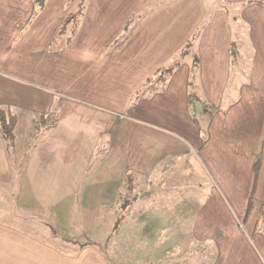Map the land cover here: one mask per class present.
<instances>
[{
  "label": "crops",
  "instance_id": "crops-1",
  "mask_svg": "<svg viewBox=\"0 0 264 264\" xmlns=\"http://www.w3.org/2000/svg\"><path fill=\"white\" fill-rule=\"evenodd\" d=\"M221 3L230 4L248 29V74L233 77L236 43ZM221 3L208 11L204 0H87L86 13L72 29L63 24L78 13L81 0H47L43 8L37 0H0V107L41 117L61 105L59 130L38 151L24 181L20 202L26 209L43 210L54 202L59 219L68 223L86 180L82 212L88 219L99 207H115L116 201L130 197L127 212L142 196L137 180L150 178L151 206L141 214L154 217L151 225L159 222L158 213L173 210V217L174 206L186 198L182 214L195 208L196 237L218 251L213 264H264V0ZM203 25L195 44L202 121L190 105L191 58L164 90L132 106L146 80L170 63ZM111 116L118 126L110 125ZM94 121L108 124L95 130L99 138L93 144L79 146L74 138L80 136L65 142L68 126L94 128ZM102 134L108 137L107 153L94 165L91 158ZM56 152L72 155L54 161ZM182 160L187 181L182 177L177 183L185 184V198L156 192L155 181L161 183L157 173L172 178L176 161ZM13 182L0 131V184ZM32 219L38 222L13 218L23 225L18 226L0 216V264H112L96 244L62 250L27 228ZM160 222L167 227L168 220Z\"/></svg>",
  "mask_w": 264,
  "mask_h": 264
},
{
  "label": "rangeland",
  "instance_id": "rangeland-1",
  "mask_svg": "<svg viewBox=\"0 0 264 264\" xmlns=\"http://www.w3.org/2000/svg\"><path fill=\"white\" fill-rule=\"evenodd\" d=\"M85 2L86 5L87 0ZM204 3L208 11H211L219 6L221 0H204ZM86 7L83 12L84 14L87 11ZM233 11L234 9H231L229 16L236 43V55L233 62V77H235V75L238 73L240 74L241 71H243V74H248L252 56L251 49L249 48L246 38L248 29L246 25L237 20ZM74 21L75 20L69 23L70 25H73L72 29L74 28V24L76 27L79 25V20H77L76 23ZM192 53L193 52L191 51L189 55ZM190 58L192 59L191 56L189 59ZM150 97H147L146 99H149ZM195 103L196 104H192L191 109L195 118L201 122L202 117L201 114L198 113L199 105L197 102ZM78 106L80 109L82 105ZM84 107L88 111H91V109L88 107ZM57 109L59 111L57 117L60 118V104L59 107L57 106ZM14 113L19 117V125L16 130V140L13 144L5 140L13 170L14 182L10 185L0 184V216L2 219L18 226L21 225V222H17L13 220V218L16 219L19 217H30L34 218L35 221L38 220V222L40 219L41 222L39 223H33L32 219L27 228L43 238H50L53 243L55 242V244L58 245L62 250L66 251L74 250L78 245L81 244H96L104 252L112 264L214 263L218 254L215 245L212 242H200L195 235L194 227L198 218L195 208L190 206V209H188L190 215L184 216L182 214L184 205L186 206V198L184 196L185 184L177 183V180L184 177V181H187L183 162L184 160L176 161L173 172L171 173L172 175H170L172 178L170 179H167L166 173H162V171L157 173L158 178L160 179L159 182L161 183H157V181H155L153 186L156 192H164L165 194L170 193L177 198L184 196L185 200H180L178 204L174 206L176 213L173 217V210L172 212L168 211L162 215H159L158 213L156 219L159 222L152 223L153 225L150 223V214H141V212L147 211L144 207L149 208L151 206V184L149 183L150 178L143 182L137 180V188L139 187L142 189V196L139 200L136 199L133 201L134 203L132 202L133 206L130 207L127 212L119 209L122 202L118 200L116 201L117 204L115 207L104 208L101 206L98 208L95 216L88 219L82 212V190L85 186L86 180H84L83 184L81 185L79 197L74 201L72 207L73 214L68 220V223L62 222V220L59 219L57 215L58 210L52 207L54 206V202L51 203V207L43 210L33 208L31 209L32 211H30V209H26L25 205H22L20 202L21 195L26 193V191H24V181L28 176V172L31 169V165L34 162L35 156L39 155L38 151H40L44 145L46 146L53 133L59 130L58 128L60 125V120L56 121V123L52 125L49 119L42 120L39 115L20 114L16 111H14ZM108 119L110 120L109 123L111 126L116 125V123L119 122L118 119L112 116ZM94 123V128L92 126H84L77 129L72 126H68L66 130L67 133L64 135L65 137L63 136V138L66 139L69 136L70 138L72 136H80V138H74L75 143H82L79 146L85 147L87 142L93 144L94 139L99 138L95 130L102 129L103 126L105 128L108 122L94 121ZM143 123L145 122L143 121ZM60 133L61 130L58 135ZM100 137L102 139L99 142V145L95 146L93 157L91 158L94 165H97L107 153L104 151V145H106L108 137L107 135L103 134L100 135ZM65 142L70 143L68 139H66ZM82 152L84 153V151ZM75 154L76 153H74V156ZM71 155L72 154L69 152H56L54 153L52 160H66L71 157ZM193 169L194 166H192L191 170ZM193 176H195V174H193L191 171V179L195 180L196 177L193 178ZM127 184L128 183L125 184L126 189ZM206 185L209 190V181L206 183ZM44 186L48 190L51 187L49 184ZM193 187H197V185H195V183L194 185H191V190ZM187 190L190 191L189 189ZM128 198L126 199L127 201L130 200ZM187 198H189V196H187ZM162 199L164 200V198ZM164 215L167 216L163 217ZM153 218L154 217L151 219ZM163 219H165V221L168 220L167 227L165 223L163 224L160 222ZM42 221H45V224ZM127 222H129L128 225H130V228L128 230L126 229L125 232L124 228L127 226ZM67 226L72 229L70 232L65 231ZM54 231H56V237H61L68 243L65 244L63 241L54 237ZM205 244L207 246H205ZM204 252L206 253L204 254Z\"/></svg>",
  "mask_w": 264,
  "mask_h": 264
},
{
  "label": "trees",
  "instance_id": "trees-1",
  "mask_svg": "<svg viewBox=\"0 0 264 264\" xmlns=\"http://www.w3.org/2000/svg\"><path fill=\"white\" fill-rule=\"evenodd\" d=\"M47 0H37L39 3L40 8H43L46 4ZM86 0H81V7L76 15H70L66 22L64 23L63 27L65 28L71 21L78 19L80 15H84V10H85V2ZM222 9H224L227 13H230L231 9L233 7L230 4L222 3L220 5ZM204 28V25L199 28L193 35L192 38L186 43V45L180 50L178 55L172 59V61L162 67H160L151 77H149L145 84L143 85L142 89L138 91L136 94V97L132 100V106L136 105L139 100L141 99H146L147 97L152 96L159 90H164L165 86L169 80V78L173 75V73L180 67L183 62L185 61L186 58H189L190 56L192 57V64H191V71H192V76L190 80V87H191V93L189 95L190 99V105L196 104L195 102L198 103L199 105V96L196 90V81H197V74H198V69L200 65V61L196 55V50H195V44L199 40L201 36V32ZM236 46L233 44L232 46V62H234V58L236 55ZM193 52L191 55H189L190 52ZM145 88V89H144ZM58 109L57 107L54 108L52 113L50 115L46 116H41L42 120L49 119L54 125L56 121L59 120V117H57V112ZM57 117V118H56ZM18 116L17 114L14 113L13 109L10 107H0V131L6 141L11 142L12 144L15 143L16 140V130L18 127ZM122 204L120 205L119 209L124 210L125 208L128 207V201H121ZM262 214L264 215V207L262 209Z\"/></svg>",
  "mask_w": 264,
  "mask_h": 264
}]
</instances>
